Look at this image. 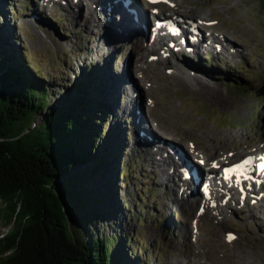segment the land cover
Wrapping results in <instances>:
<instances>
[{
    "label": "rangeland",
    "instance_id": "374dc122",
    "mask_svg": "<svg viewBox=\"0 0 264 264\" xmlns=\"http://www.w3.org/2000/svg\"><path fill=\"white\" fill-rule=\"evenodd\" d=\"M68 1L69 8L58 2L45 5L41 0H0V11L4 14L0 17V39L6 57L20 58L29 64L31 71L39 73V79L52 93V101L55 97L72 98L74 83L93 64L88 93L90 96L96 93V99L108 103L104 124L113 130L124 148L109 163L113 168L109 176L98 182L102 183L101 193L106 196L96 233L101 237L115 235V251L121 252L123 264H167L171 259L182 264H238L243 257L251 264H264V200L257 209L234 208L235 214L230 215L228 211L222 225L210 217L202 219L203 231H211L201 233L198 239L201 247H195L191 254L194 248L191 223L196 217V206L175 198L169 187L170 179L149 162L144 147L139 146L141 150L136 143L133 145L137 148L133 147L137 130L132 132L128 121L135 117L130 103L122 108L132 95L129 92V96H123L127 90L121 88L123 77L119 72L126 59L132 57L133 49L136 52L143 45L142 39L113 36L118 32L105 20L101 21L103 14L90 18V8L93 11L99 8L96 0L89 3L82 0L83 8L79 10L74 0ZM178 2L179 8L172 11L210 19L212 30L235 39L240 54L231 57L208 51L198 59H192L188 53L175 54L166 62L145 68L152 88L144 96L155 101L150 113L187 159H190L186 153L189 143L208 160L230 154L240 158L264 144V0ZM33 16L38 20L32 19ZM181 61L193 62L195 72ZM132 74L128 67L125 78L138 83ZM143 110L141 107V113ZM142 127L139 129L146 128ZM240 196L237 195L239 199ZM9 229L0 204V233ZM228 234L235 240L232 244ZM127 238L131 239L125 247Z\"/></svg>",
    "mask_w": 264,
    "mask_h": 264
},
{
    "label": "trees",
    "instance_id": "16d2710c",
    "mask_svg": "<svg viewBox=\"0 0 264 264\" xmlns=\"http://www.w3.org/2000/svg\"><path fill=\"white\" fill-rule=\"evenodd\" d=\"M3 46L0 39V200L6 224L14 216L16 224L0 237V264H123L115 235L95 231L106 196L98 182L123 148L104 124L108 103L88 93L93 64L72 98L52 101L39 73L6 57ZM63 212L77 231L75 246Z\"/></svg>",
    "mask_w": 264,
    "mask_h": 264
},
{
    "label": "bare ground",
    "instance_id": "6f19581e",
    "mask_svg": "<svg viewBox=\"0 0 264 264\" xmlns=\"http://www.w3.org/2000/svg\"><path fill=\"white\" fill-rule=\"evenodd\" d=\"M46 1H48V0H46ZM93 1H95V0H93ZM96 1H97V5L99 8H96L94 11L90 8V11H91V13L89 14L90 18H94V16L95 15L98 16V14H100V15L103 14L104 16L101 17V21L105 20L106 23H108L112 27V30H115V32H118L117 34H113V36H120L123 39L131 38L133 36H138L142 40L145 39L144 30L136 28V27L134 28L132 26L133 24L132 23H131L132 25L130 24L131 21L129 22L128 18L126 19V14L121 9L120 4L118 2H116V0H96ZM170 1L173 4L172 9L179 8L181 3L179 4L178 0H170ZM80 2H81V0H80ZM68 8H69V3H68ZM171 12H172L171 15H175V13H178V16H181V15H179L180 13H182L183 15L185 13V12H179V11L175 12L172 10H171ZM105 15H107V17H105ZM204 15H207V14L205 13V14H203V16ZM196 18L198 19V21H202V22L211 21L208 18H207L208 20L198 18V17H196ZM99 19H100L99 17H95L96 21H99ZM176 22H177V25L180 26L179 23H181V22L180 21H176ZM215 31L213 30V31L209 32V30H208V31L202 32V30H200L199 36H198L199 44H197V45L185 44V45H183V47H181L180 49H178L176 51H174L173 48L167 47V45H164L162 42L160 43L158 48L156 47L157 43L155 42L152 46L142 45V46H139L140 48L137 47L136 52H134V50H133L132 57L128 61L129 65L127 66V69H128V67H130L132 69V72L137 75V76L133 75L132 77L136 78L138 83L131 81L132 80L131 78L129 80L132 83H134V86L136 85L137 90L140 93L141 101L144 99L143 101H144L145 107H147V110L149 112H151V110H153V108L155 107V101L151 97L149 98V97L144 96V94L149 92L150 89L152 88V84L148 81L147 77L145 76V73H144L145 68H147L149 66L153 67L157 63L166 62V60L171 59L173 56H175V54H179V55L182 54L183 55L184 53H188L189 57H191L192 59H198V57H200L201 53L204 54L208 51H212L213 55L224 54V55H228L231 57L237 56L238 54H240L241 48H238V46L234 44L235 39H233L231 36H225V35H222V33L219 34L218 32H215ZM205 34L209 35L210 38L206 39ZM226 35H227V33H226ZM220 36H222V37L220 38ZM230 41L233 43H229ZM146 42H147V39H146ZM177 46H179V45H177ZM137 52H138V54L136 56L139 57L138 59H136L137 57L135 56V54ZM145 54H147V58L144 59ZM239 57H241V56H239ZM174 63H176V62H174ZM182 63H186L187 69L191 70L192 72H195L193 70V69H195V65L193 64V62H192V64H190L188 62H184V61ZM174 67L176 68V70H177V68H179L176 66H174ZM119 74H120V77L121 78L123 77V79H124V76L127 74V70L124 66L121 69V71L119 72ZM123 79L121 80V83H122L121 88H123L124 90H127L126 94H128V96H129V86H126L125 81H123ZM109 89L114 90L112 87H110ZM132 94L133 93H131V95ZM132 99L129 96L130 102L129 101L125 102V104H123L122 108L124 110L126 108V106L130 103V106L132 108V116L136 117L134 115V102ZM148 99H150V103H148ZM129 125L131 127L132 132H134L133 129H136L137 127H141L142 123L140 120L139 124L136 125L135 123L133 124V122L130 121ZM160 129L161 128L158 125L157 128L156 127L150 128V131H153V130L159 131ZM169 135H167L168 137L164 136L161 138L165 139L166 141H169V140H171V137H169ZM142 140H143V142L138 141L135 143L138 146L144 147V149L148 153L147 157L149 158V162L150 163L153 162L151 164L155 165L159 169L161 168L162 172H163V176L165 178L170 179L171 184L169 187L172 189V193L175 195V198L179 197L184 201H190L191 204L193 206H196V207L200 205L201 210H200V214L198 215L199 219H198V222L196 225V231H195V233H193V237H195V240L193 243L194 248L191 252V254H192L195 251V247H197V248L201 247V245L198 243V241H199L198 239L200 238L201 233H206L208 231H211V230H204L203 231L202 226L200 224L202 219L204 220V218L210 217V218H213L216 223L221 224L225 219H227V212L228 211H229V215L235 214L236 211L233 212V210H232L233 207L231 208L229 206V204L231 202L228 201V202L223 203V198L225 196H219V197L217 196L216 197V196H214V194H212L209 198H206V199L196 198L197 194H195L193 192V190L190 186V184L193 183V181L192 180L188 181V179H186V180H184V182H182L180 180V176L183 177V175L179 171V166H178L179 164L174 159V157L173 156H172V158H171V156L167 157L165 155L166 150H164L161 146H158L156 143L148 142L146 139H142ZM172 141H173V139H172ZM166 154H168V153H166ZM194 158H195V161H193V160L192 161L196 162L197 158H199V157L197 156ZM224 162H226V160H224ZM224 162H221V161L216 162V165L224 163ZM219 170H221V167L219 168ZM210 171L211 172L216 171V168L212 167V168H210ZM170 172H172L174 174H179L177 176L179 179L178 180L173 179L174 176H172ZM179 172L181 173V175ZM261 180L262 181H261L260 190L255 189L253 184H249V185L244 184L242 192L241 191L236 192V190L233 187H230V189L227 190V193L225 195H231L232 196V198H231L232 203H234L236 205L245 204L239 209L236 208L237 211H245L247 208H252L255 206H256V209L258 208L257 207L258 203L264 200V179L261 178ZM181 187H183V189ZM243 191L246 192V198L247 199L246 198L245 199L248 201L254 200V202L257 203V205L254 203L249 205V204H247L248 203L247 201H246L247 202L246 203L245 200L242 201L241 199H239V197H237V195L238 196L242 195ZM256 209H255V212L257 213ZM230 235L231 234H228L227 236H230ZM206 241H207V238H206ZM234 241L235 240L231 241L230 243L232 244ZM232 249H235V248H232ZM172 260L173 259H171L170 261H172ZM170 261H168L167 264H169ZM170 264H182V263L174 260ZM238 264H251V262L249 259L246 260L245 257H243L241 259L239 258Z\"/></svg>",
    "mask_w": 264,
    "mask_h": 264
},
{
    "label": "water",
    "instance_id": "95a60500",
    "mask_svg": "<svg viewBox=\"0 0 264 264\" xmlns=\"http://www.w3.org/2000/svg\"><path fill=\"white\" fill-rule=\"evenodd\" d=\"M24 133H26V132H24ZM24 133H22V134H24ZM21 134V135H22ZM0 204L2 205V216H3V218H4V212H3V210H4V208L6 207V204L4 203V202H2L1 200H0ZM20 204H16V212H18L19 211V208H20V206H19ZM16 215V214H15ZM28 218H29V215L27 216ZM63 225H64V227H65V234H66V237H67V240L72 244V245H77L78 244V236H77V234H76V232H75V228H74V226H73V223H72V220L70 219V218H68L67 217V215L66 214H64V212H63ZM4 221H5V224H6V220H5V218H4ZM16 224V220H15V216H14V219L12 220V222H10V224H6V226H8L10 229L7 231V233L10 231V230H12L13 229V227H14V225ZM7 233H4V234H1L0 233V237H2V236H5Z\"/></svg>",
    "mask_w": 264,
    "mask_h": 264
},
{
    "label": "snow or ice",
    "instance_id": "6c2138e0",
    "mask_svg": "<svg viewBox=\"0 0 264 264\" xmlns=\"http://www.w3.org/2000/svg\"><path fill=\"white\" fill-rule=\"evenodd\" d=\"M152 2H156V0H152ZM229 238L232 239L233 237L230 236Z\"/></svg>",
    "mask_w": 264,
    "mask_h": 264
}]
</instances>
